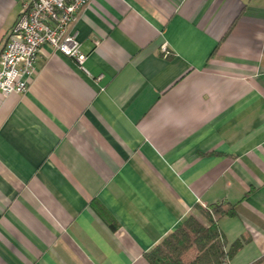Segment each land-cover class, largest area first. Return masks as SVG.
Wrapping results in <instances>:
<instances>
[{
  "label": "crops",
  "instance_id": "obj_1",
  "mask_svg": "<svg viewBox=\"0 0 264 264\" xmlns=\"http://www.w3.org/2000/svg\"><path fill=\"white\" fill-rule=\"evenodd\" d=\"M21 3L0 0V51ZM69 32L84 69L44 45L0 92V264H149L230 204L229 264H264V0H92Z\"/></svg>",
  "mask_w": 264,
  "mask_h": 264
},
{
  "label": "built area",
  "instance_id": "obj_2",
  "mask_svg": "<svg viewBox=\"0 0 264 264\" xmlns=\"http://www.w3.org/2000/svg\"><path fill=\"white\" fill-rule=\"evenodd\" d=\"M92 0H22L20 11L0 51V92L22 94L35 74L42 46L74 59L81 69L86 55L69 32L80 9ZM167 54L166 47H162Z\"/></svg>",
  "mask_w": 264,
  "mask_h": 264
},
{
  "label": "trees",
  "instance_id": "obj_3",
  "mask_svg": "<svg viewBox=\"0 0 264 264\" xmlns=\"http://www.w3.org/2000/svg\"><path fill=\"white\" fill-rule=\"evenodd\" d=\"M171 54L166 55L171 58ZM233 204L222 208L212 205L204 208V218L194 214L186 216L181 223L160 242L145 253L149 264H229L234 252L241 246L239 242L228 243L217 225L218 215L231 216ZM193 249L189 260L183 256Z\"/></svg>",
  "mask_w": 264,
  "mask_h": 264
},
{
  "label": "rangeland",
  "instance_id": "obj_4",
  "mask_svg": "<svg viewBox=\"0 0 264 264\" xmlns=\"http://www.w3.org/2000/svg\"><path fill=\"white\" fill-rule=\"evenodd\" d=\"M204 208L206 207H203V206H198L196 208V211H195V214L194 216L200 220H202L204 218ZM185 255V254H184Z\"/></svg>",
  "mask_w": 264,
  "mask_h": 264
}]
</instances>
